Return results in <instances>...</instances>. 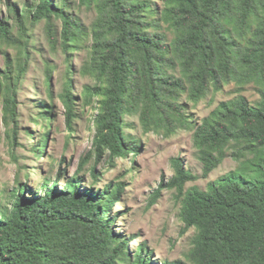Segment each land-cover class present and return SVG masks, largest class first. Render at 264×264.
<instances>
[{"label": "trees", "instance_id": "1", "mask_svg": "<svg viewBox=\"0 0 264 264\" xmlns=\"http://www.w3.org/2000/svg\"><path fill=\"white\" fill-rule=\"evenodd\" d=\"M3 2L13 20L0 19L5 125L16 124V96L29 55L26 31L44 22L49 47L63 54L66 65L59 97L69 131L77 115L70 57L86 52L80 74L91 84L83 87L79 108L93 113L94 134L70 177L58 167L37 187L16 179L11 190L0 189V264H264V0H33L20 12L16 3ZM82 8L95 14L89 26ZM7 48L15 50L16 60ZM51 73L46 65L49 97ZM228 84L238 91L252 85L259 99L250 103L238 95L196 122L187 103L196 105ZM40 106L34 121L42 130L33 149L38 157L53 116V105ZM129 117L143 135L193 131L201 178L227 156L237 163L204 190L184 191L198 177L179 158L171 159L174 175L167 187L181 199L184 229L194 231L185 261L155 262L145 244L130 253L111 216L122 185L96 188L94 166L90 183L81 175L91 159L113 162L140 150ZM14 130L6 135L11 147Z\"/></svg>", "mask_w": 264, "mask_h": 264}, {"label": "rangeland", "instance_id": "2", "mask_svg": "<svg viewBox=\"0 0 264 264\" xmlns=\"http://www.w3.org/2000/svg\"><path fill=\"white\" fill-rule=\"evenodd\" d=\"M9 1L16 3L20 12L24 3L30 4L33 0ZM80 16L89 26L95 14L82 8ZM2 18L13 23L8 17L3 0H0V19ZM26 33L29 36V55L25 75L19 83L16 96V124L5 125L0 113V189L4 190H11L16 179L37 187L44 178L53 177L58 167L64 171L65 177H70L91 149L94 134L93 113L90 108H85L83 112L79 108L82 105V89L91 84L90 79L80 74L86 52H76L70 57L73 71L72 92L77 97V115L71 125L73 130L69 131L65 125L64 108L59 97L66 67L63 54L49 47L44 33V22L31 27ZM7 53L12 61L16 60L14 49L7 48ZM3 65V56L0 54V70ZM46 65L52 69L49 82L51 97L45 83ZM238 95L244 96L250 103L259 99L252 85L238 91L234 84H228L219 92L209 93L196 105L188 102V111L199 123L221 102L232 100ZM40 103L53 105V116L47 129L44 153L38 157L33 149L42 130L39 122L34 121L41 112ZM127 121L134 124L135 128L129 130V133L140 139V150L113 162L102 158L94 163L91 159L84 166L81 175H85V180L90 183L92 179L89 169L94 166L99 180L96 188H102L106 184H111L112 188L122 185L123 190L117 201L111 203V216L114 217V231L120 232L129 241L130 253L137 246L145 244L152 251V260L155 262L185 261L194 231L184 229L179 218L181 199L174 188L167 187L168 181L174 175L171 159L179 158L183 167L198 177L195 181L187 182L184 191L191 187L204 190L209 183L235 171L237 163L227 156L208 178H201V164L196 158L193 146V131L180 130L168 138L152 132L143 135L136 118L129 117ZM13 127L16 135L15 145L11 147L6 135ZM28 133L34 135L32 139L27 136ZM63 184L61 181L59 185Z\"/></svg>", "mask_w": 264, "mask_h": 264}]
</instances>
